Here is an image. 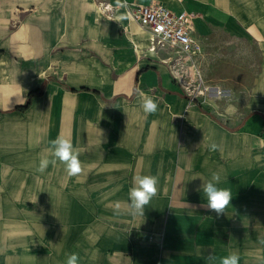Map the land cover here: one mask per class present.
Segmentation results:
<instances>
[{"label": "crops", "instance_id": "obj_1", "mask_svg": "<svg viewBox=\"0 0 264 264\" xmlns=\"http://www.w3.org/2000/svg\"><path fill=\"white\" fill-rule=\"evenodd\" d=\"M98 1L0 0V264L72 253L78 264H219L232 252L264 264V0H119L191 12L198 41L222 28L256 46L244 101L224 117L184 95L139 25ZM148 97L155 113L143 112ZM58 136L80 150V174L60 162L38 171ZM213 172L232 193L225 214L203 206L193 179ZM135 175L159 180L144 216L124 207Z\"/></svg>", "mask_w": 264, "mask_h": 264}, {"label": "built area", "instance_id": "obj_2", "mask_svg": "<svg viewBox=\"0 0 264 264\" xmlns=\"http://www.w3.org/2000/svg\"><path fill=\"white\" fill-rule=\"evenodd\" d=\"M98 4L105 15L115 10V6L104 0ZM122 5L147 35V56L167 66L184 95L195 100L198 96L206 98L220 94L215 88L205 85L203 80L199 65L203 48L201 42L193 37L194 15L191 12L174 11L158 2L140 4L124 1Z\"/></svg>", "mask_w": 264, "mask_h": 264}, {"label": "rangeland", "instance_id": "obj_3", "mask_svg": "<svg viewBox=\"0 0 264 264\" xmlns=\"http://www.w3.org/2000/svg\"><path fill=\"white\" fill-rule=\"evenodd\" d=\"M197 38L203 48L199 65L205 85L220 94L198 96L195 100L209 103L220 117L232 115L242 105L245 91L257 72V48L251 42L230 38L222 28L206 35L197 34Z\"/></svg>", "mask_w": 264, "mask_h": 264}, {"label": "clouds", "instance_id": "obj_4", "mask_svg": "<svg viewBox=\"0 0 264 264\" xmlns=\"http://www.w3.org/2000/svg\"><path fill=\"white\" fill-rule=\"evenodd\" d=\"M119 3V0H118ZM157 103L150 97L145 98L142 103L143 112L146 114H152L157 111ZM51 147L48 151L51 153L52 159L44 157L40 160L38 171L44 172L51 164L55 166L57 162L65 165V169L69 176H75L82 172V164L78 159L80 150L74 148L69 139L63 137H57L52 140ZM219 146L216 143H212L209 147L210 151H217ZM199 178L203 181L200 188L197 191H202L207 203L208 209L213 210L217 215L225 214V209L231 205L232 193L230 189L221 188L217 185L220 182V174L213 172L211 179L204 180L200 176H196L193 179ZM158 177L154 175H135L132 179V186L128 192V200L124 202V207L128 210L132 216H144L145 206L149 205L151 200L156 197L158 193ZM117 210L120 208V204H117ZM78 255L75 253L69 254L66 264H78ZM207 259L213 261L216 258L209 253ZM219 264H240V255L237 252H232L226 257L220 258Z\"/></svg>", "mask_w": 264, "mask_h": 264}, {"label": "bare ground", "instance_id": "obj_5", "mask_svg": "<svg viewBox=\"0 0 264 264\" xmlns=\"http://www.w3.org/2000/svg\"><path fill=\"white\" fill-rule=\"evenodd\" d=\"M124 1L118 3L117 5H115V10L113 11L112 14L110 15H107L108 17H112L114 14L118 13L119 11L123 13L124 17L130 21V22H133L135 23L128 15V12L127 10L124 8V6L122 5ZM98 9L101 11V8L99 7V4H98ZM102 12V11H101Z\"/></svg>", "mask_w": 264, "mask_h": 264}, {"label": "trees", "instance_id": "obj_6", "mask_svg": "<svg viewBox=\"0 0 264 264\" xmlns=\"http://www.w3.org/2000/svg\"><path fill=\"white\" fill-rule=\"evenodd\" d=\"M40 92H41L40 89H39V90H35V91H33V92H30L26 104H25L24 106L18 108V109H23V108H25V107L28 105V103H29L31 97L34 96V95L39 94Z\"/></svg>", "mask_w": 264, "mask_h": 264}]
</instances>
